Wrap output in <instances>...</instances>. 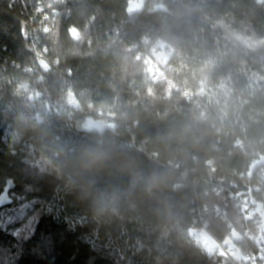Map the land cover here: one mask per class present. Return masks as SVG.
<instances>
[{
  "label": "trees",
  "instance_id": "1",
  "mask_svg": "<svg viewBox=\"0 0 264 264\" xmlns=\"http://www.w3.org/2000/svg\"><path fill=\"white\" fill-rule=\"evenodd\" d=\"M129 1L0 0V264H234L192 231L251 250L229 195L264 160V0Z\"/></svg>",
  "mask_w": 264,
  "mask_h": 264
},
{
  "label": "built area",
  "instance_id": "2",
  "mask_svg": "<svg viewBox=\"0 0 264 264\" xmlns=\"http://www.w3.org/2000/svg\"><path fill=\"white\" fill-rule=\"evenodd\" d=\"M154 73L152 78L159 80L163 70H156ZM99 112L102 114V111ZM213 163V161L209 162L210 165ZM252 192L253 196L254 193L260 196L259 199L255 198V201L264 204V166L257 172V183ZM229 198L234 202V207L237 210V215L234 217V221L229 223V226L235 233V239L247 241L251 250L242 254L234 241H230V244L224 242L220 245V253L231 258L234 264H264V230L259 208L252 204L248 192L233 191ZM238 255H240L239 258Z\"/></svg>",
  "mask_w": 264,
  "mask_h": 264
},
{
  "label": "rangeland",
  "instance_id": "3",
  "mask_svg": "<svg viewBox=\"0 0 264 264\" xmlns=\"http://www.w3.org/2000/svg\"><path fill=\"white\" fill-rule=\"evenodd\" d=\"M173 52L172 48H168L166 43L163 42H158L156 44H153L149 52L144 59L146 63H149L150 66L148 68L149 73L151 77L155 74L154 72L156 70L162 71L163 68H166L165 66L167 65V62L169 61L171 54ZM42 68L47 70L48 66L45 63H41ZM68 103L70 106H72L74 109L81 110V104L79 99L75 96L73 93H69L68 97ZM89 105V109L92 111V108ZM98 116L99 118H86L83 123V127L87 130H97V131H103L106 127L113 126V123L109 121L108 118H112L113 115L109 113L100 112L98 111ZM37 163H40L38 161ZM2 197L5 198V201L0 204L3 205L4 203H8L10 201V198L7 194H4ZM30 225H24L22 230H18V234H25L27 231H30ZM25 231V232H24ZM193 236L203 245V247L209 252L212 253L217 247L219 249L220 246L216 244V242L211 238V236L204 231L197 232V231H192ZM230 244V241L227 242ZM220 252V250H219ZM238 258L240 255L237 256Z\"/></svg>",
  "mask_w": 264,
  "mask_h": 264
},
{
  "label": "water",
  "instance_id": "4",
  "mask_svg": "<svg viewBox=\"0 0 264 264\" xmlns=\"http://www.w3.org/2000/svg\"><path fill=\"white\" fill-rule=\"evenodd\" d=\"M146 3H147L146 0H130L128 2V6H127V14L129 16H133L135 14H141L145 9ZM262 166H264V160H260V161L256 162L255 168H254L252 174H254ZM249 196H250L252 204L254 206L258 207L260 210V216L263 220V230H264V204L255 201L252 190L249 191Z\"/></svg>",
  "mask_w": 264,
  "mask_h": 264
},
{
  "label": "snow or ice",
  "instance_id": "5",
  "mask_svg": "<svg viewBox=\"0 0 264 264\" xmlns=\"http://www.w3.org/2000/svg\"><path fill=\"white\" fill-rule=\"evenodd\" d=\"M5 201L4 197H0V204H2Z\"/></svg>",
  "mask_w": 264,
  "mask_h": 264
}]
</instances>
